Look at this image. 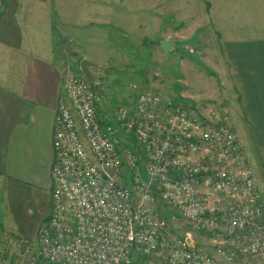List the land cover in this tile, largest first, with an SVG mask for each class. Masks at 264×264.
I'll list each match as a JSON object with an SVG mask.
<instances>
[{
    "label": "built area",
    "instance_id": "built-area-1",
    "mask_svg": "<svg viewBox=\"0 0 264 264\" xmlns=\"http://www.w3.org/2000/svg\"><path fill=\"white\" fill-rule=\"evenodd\" d=\"M97 85L64 80L52 210L27 264H264L259 179L224 108L140 89L101 116Z\"/></svg>",
    "mask_w": 264,
    "mask_h": 264
},
{
    "label": "rangeland",
    "instance_id": "rangeland-1",
    "mask_svg": "<svg viewBox=\"0 0 264 264\" xmlns=\"http://www.w3.org/2000/svg\"><path fill=\"white\" fill-rule=\"evenodd\" d=\"M20 11L29 40H34L29 41L30 47L51 37L64 43L72 41L71 47L80 53L76 61L68 57L67 67L75 74L85 75L81 59L91 58L95 63L90 67L92 78L110 92L111 101L108 105L104 102L110 110L122 102L132 83L137 87H129L130 97L140 89H150L192 102L194 99L183 95L191 88L186 77L196 78L203 71L214 75L216 43L230 32L264 34V0H23ZM163 40L172 42L169 51L162 49ZM30 52L42 54L38 49ZM205 84L210 90L203 89V94L216 87L212 77ZM194 104L209 107L213 103ZM244 145L264 203V147L252 150L249 143L244 141ZM139 169L147 180L145 164L139 163ZM5 209L12 227L8 226L10 231L0 228V264H27L21 245L27 239L36 241L38 231L31 230L39 228L44 219L37 209L28 212L26 206L14 200L11 204L9 197L0 195L2 220Z\"/></svg>",
    "mask_w": 264,
    "mask_h": 264
},
{
    "label": "crops",
    "instance_id": "crops-1",
    "mask_svg": "<svg viewBox=\"0 0 264 264\" xmlns=\"http://www.w3.org/2000/svg\"><path fill=\"white\" fill-rule=\"evenodd\" d=\"M21 2L0 0V195L9 197L11 204L14 200L26 206L28 212L37 209L44 219L42 226L52 210L54 123L64 80L81 74L70 71L68 60L57 54L56 47L64 42L53 40L56 37L29 46L34 40H29V29L20 21ZM224 38L216 43L214 75L203 71L196 78L186 77L191 88L182 94L194 99L190 102L193 104L211 100L209 107L197 105L202 110L221 105L238 137L249 143L248 149L264 147V34L230 32ZM30 49L42 54H33ZM71 49L74 54L68 57L76 61L80 50ZM91 63L92 76L90 67L95 63ZM210 77L216 87L203 94V89L210 90L205 84ZM95 82L101 94V116L112 115L119 105L134 104L137 95L130 97L127 91L134 83L126 88L122 102L110 110V92L98 80ZM8 226L12 227L6 210L0 228L10 231ZM37 227L31 231H38ZM4 235L10 237L8 232Z\"/></svg>",
    "mask_w": 264,
    "mask_h": 264
},
{
    "label": "water",
    "instance_id": "water-1",
    "mask_svg": "<svg viewBox=\"0 0 264 264\" xmlns=\"http://www.w3.org/2000/svg\"><path fill=\"white\" fill-rule=\"evenodd\" d=\"M172 46L173 44L170 41H166V40L161 41V47L165 52L169 51L172 48ZM56 52L57 54L62 56L67 62L68 55L74 54V51H72L71 46H70V40L58 45L56 47ZM81 62H82V68L86 72L85 75L87 76L88 79L93 80L90 70H89V65L92 63L88 59H83Z\"/></svg>",
    "mask_w": 264,
    "mask_h": 264
},
{
    "label": "bare ground",
    "instance_id": "bare-ground-1",
    "mask_svg": "<svg viewBox=\"0 0 264 264\" xmlns=\"http://www.w3.org/2000/svg\"><path fill=\"white\" fill-rule=\"evenodd\" d=\"M62 97V96H61Z\"/></svg>",
    "mask_w": 264,
    "mask_h": 264
}]
</instances>
